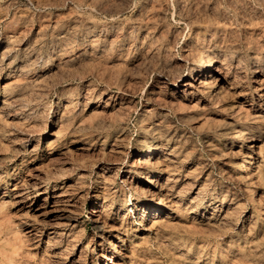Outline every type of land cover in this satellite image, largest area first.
<instances>
[{"label":"rangeland","instance_id":"1","mask_svg":"<svg viewBox=\"0 0 264 264\" xmlns=\"http://www.w3.org/2000/svg\"><path fill=\"white\" fill-rule=\"evenodd\" d=\"M263 215L264 0H0V264H264Z\"/></svg>","mask_w":264,"mask_h":264},{"label":"bare ground","instance_id":"2","mask_svg":"<svg viewBox=\"0 0 264 264\" xmlns=\"http://www.w3.org/2000/svg\"><path fill=\"white\" fill-rule=\"evenodd\" d=\"M193 68V67H192ZM211 81V80H210ZM212 85L213 84H210V87H212ZM206 91V90H205ZM209 91V90H208ZM207 91V92H208ZM206 93V92H205ZM151 146V145H150ZM152 151H154V149L153 148H150L149 149V153L151 154L152 153ZM146 153V152H145ZM144 154V153H143ZM152 155V154H151ZM168 155V154H167ZM144 156V155H143ZM143 156H139L135 161H133V166H137V167H144L145 168V170H150L149 168H151V165H152V163H150L148 160H147V158H145V157H143ZM147 156V155H146ZM235 170H239L241 167L239 166L240 165V163H238V162H236L235 164ZM157 169V168H156ZM60 192V191H59ZM55 196H57V197H60V196H63V194L62 193H59V194H56ZM94 212H96V210L94 211ZM93 215V214H92ZM264 216V215H263ZM262 217V216H261ZM90 218V217H89ZM56 230V229H55ZM54 229H53V232H55V235L57 234L58 236H60L63 232L62 231H55Z\"/></svg>","mask_w":264,"mask_h":264}]
</instances>
